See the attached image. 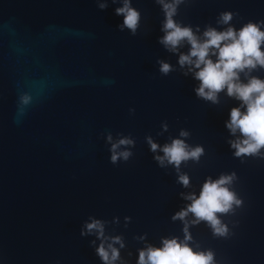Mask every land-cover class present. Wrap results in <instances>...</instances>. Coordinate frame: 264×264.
I'll return each mask as SVG.
<instances>
[{"label":"water","instance_id":"1","mask_svg":"<svg viewBox=\"0 0 264 264\" xmlns=\"http://www.w3.org/2000/svg\"><path fill=\"white\" fill-rule=\"evenodd\" d=\"M121 4L0 0V264H105L100 238L85 227L92 219L119 249L116 264H137L140 249L183 238V222L172 219L189 203L182 193L232 172L242 203L218 214L228 234L201 221L189 226V243L211 249L217 264H264V156H235L225 126L240 101L223 90L215 103L197 95L199 81L178 62L188 44L173 52L160 42L157 0H131L140 13L134 33L115 11ZM225 10L236 28L264 21V0H183L174 19L202 33L225 28L217 23ZM250 75L264 78V68ZM181 129L204 149L179 166L187 187L147 139L163 145ZM122 137L134 143L118 150L132 154L113 163L111 144Z\"/></svg>","mask_w":264,"mask_h":264},{"label":"clouds","instance_id":"2","mask_svg":"<svg viewBox=\"0 0 264 264\" xmlns=\"http://www.w3.org/2000/svg\"><path fill=\"white\" fill-rule=\"evenodd\" d=\"M164 12L160 42L170 51L177 52L179 46L187 43V52H181L178 62L187 65L199 81L195 92L198 96L212 102L218 101L220 91L240 101L239 105L229 110V118L225 126L234 135L229 146L234 149L235 156H264V78L250 75L257 68H264V21L249 20L236 28L230 23L233 13L225 10L220 13L217 23L226 25L223 29L207 26L202 33L194 31L192 26L182 24L174 19L178 5L183 0H157ZM101 4L100 7H104ZM123 16L122 26L133 33L139 24V10L132 6L131 0H122L121 6L115 9ZM160 70L167 73L171 65L160 62ZM244 74V79L241 78ZM27 97L24 98L27 102ZM166 127V126H165ZM237 133L239 135H237ZM189 133L181 129L180 135L163 145L157 144L148 137L153 152L159 148L162 155H155L161 166L172 164L178 172L179 182L187 187L190 177L180 172L179 166L188 160L198 161L203 154L201 145L190 146L181 137ZM111 140V136L108 137ZM134 141L122 137L111 144L110 159L116 163L118 159L127 160L132 154L128 148L118 150L120 145H131ZM235 173H222L217 178L207 177L201 185L199 193L188 192L181 195L189 201L185 207L176 211L172 219L183 222V238L162 237L159 246L148 245L138 251L137 264H217L211 249L194 248L189 241L192 235L190 225L204 221L214 235L225 236L228 228L218 214L228 213L241 205L242 200L231 188ZM88 232L95 231L100 238L96 251L105 264H116L119 249L112 242L106 243L103 223L92 219L86 223ZM111 241L123 246L119 236L111 237Z\"/></svg>","mask_w":264,"mask_h":264}]
</instances>
